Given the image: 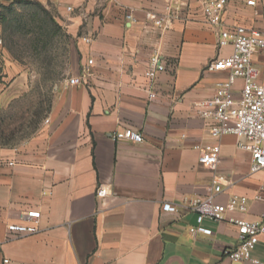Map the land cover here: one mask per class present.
Instances as JSON below:
<instances>
[{
  "label": "crops",
  "instance_id": "0c3cea01",
  "mask_svg": "<svg viewBox=\"0 0 264 264\" xmlns=\"http://www.w3.org/2000/svg\"><path fill=\"white\" fill-rule=\"evenodd\" d=\"M35 1L66 22L77 54L35 132L0 145V264H253L222 255L237 244L235 225L204 222L212 234L195 238L188 231L196 224V201L211 192L213 174L225 177L217 197L223 205L234 195L252 199L264 182V171L250 174V154L237 149L234 136L217 140L214 170L198 162L193 148L210 140L212 126L199 117L198 106L227 76L206 66L230 53L218 48L217 28L207 22L201 1ZM245 1L229 0L225 26L263 27L264 0H256L255 10ZM127 13L134 21L126 20ZM148 13L162 18L165 28L154 27ZM153 54L166 71L150 100L144 72ZM88 60L86 82L69 85ZM240 86L238 81L236 98ZM28 91L27 71L0 45V111ZM127 128L141 133L143 142L112 138ZM100 185L108 193L102 199L96 197ZM261 198L246 213L226 217L258 219L264 215ZM165 203L176 211H163ZM24 211L40 213L39 232L15 238L7 226ZM253 257L264 264V247Z\"/></svg>",
  "mask_w": 264,
  "mask_h": 264
},
{
  "label": "built area",
  "instance_id": "2783aa9c",
  "mask_svg": "<svg viewBox=\"0 0 264 264\" xmlns=\"http://www.w3.org/2000/svg\"><path fill=\"white\" fill-rule=\"evenodd\" d=\"M203 14L208 23L217 28V46L219 49H229L226 57H218L208 62L206 71L225 72V79L215 84L213 94L202 101L198 106V115L201 119L209 121V141L196 144L193 148L198 152V162L205 168L214 170L218 162L220 146L217 140L222 136L231 135L237 140V149L250 154V174L264 171V77L261 66L264 65V17L262 28H246L224 24V13L229 0H200ZM247 7H257L256 0H246ZM72 11L71 7L66 8ZM154 27L165 28V21L153 13L146 15ZM125 18L128 22L134 21L131 13ZM86 44L90 39L82 38ZM2 45V39H0ZM92 60L82 68L80 77L68 78L69 85H80L86 82ZM166 71V65L157 54L149 58V68L144 72V78L149 83L148 98L156 97L153 86L158 76ZM241 82L239 98L235 97L234 88ZM47 121V120H46ZM112 138L115 141H126L134 144L143 142L142 134L131 129L116 131ZM225 177L213 174L211 178V192L203 199H198L194 206L196 214L194 226L189 227V234L195 238L198 234L211 235L212 231L204 227V222L227 221L236 226L237 244L227 247L222 255L231 262L249 261L261 264L253 257L255 249L264 247V215L256 220L227 218V212L244 214L248 211L251 201L262 200L264 182L258 186V194L252 199L245 196L234 195L226 205L217 201L223 192ZM108 195L102 185L96 189V197L105 198ZM162 210L176 211V207L165 203ZM38 211H24L20 214V221L7 226V231L15 238L34 235L39 232Z\"/></svg>",
  "mask_w": 264,
  "mask_h": 264
},
{
  "label": "rangeland",
  "instance_id": "374dc122",
  "mask_svg": "<svg viewBox=\"0 0 264 264\" xmlns=\"http://www.w3.org/2000/svg\"><path fill=\"white\" fill-rule=\"evenodd\" d=\"M10 3L0 5V36L8 57L27 71L29 91L0 111V145L20 142L44 117L58 83L68 76L78 42L53 8L35 0Z\"/></svg>",
  "mask_w": 264,
  "mask_h": 264
},
{
  "label": "trees",
  "instance_id": "16d2710c",
  "mask_svg": "<svg viewBox=\"0 0 264 264\" xmlns=\"http://www.w3.org/2000/svg\"><path fill=\"white\" fill-rule=\"evenodd\" d=\"M23 1H24V0H12L9 6H11L12 4H14L15 2H23ZM1 39H2V37H1ZM2 45H3V39H2ZM51 98H52V96H51ZM50 104H51V99H50V101H48V105H47L46 112L49 110V108H50ZM45 114H46V113H45ZM37 124H38V123H37ZM37 124H36L33 128H30L28 131L24 132V133L21 135V137H20V141L25 140V139H27L29 136H31V135L35 132L36 127H37ZM11 135H12V134H10V136H11Z\"/></svg>",
  "mask_w": 264,
  "mask_h": 264
}]
</instances>
